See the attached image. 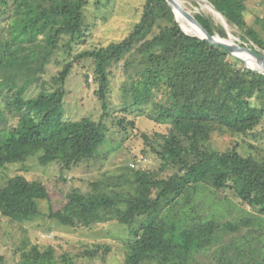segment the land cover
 Masks as SVG:
<instances>
[{
	"label": "trees",
	"instance_id": "trees-1",
	"mask_svg": "<svg viewBox=\"0 0 264 264\" xmlns=\"http://www.w3.org/2000/svg\"><path fill=\"white\" fill-rule=\"evenodd\" d=\"M184 1L186 10L198 7L195 0ZM204 1L240 32L231 30L233 36L264 52V20L245 18L247 0ZM87 4L0 0V169L37 156L41 166L57 163L61 171L70 170L93 159L104 142L107 126L101 120H64L63 90L24 97L62 35L75 34V44L83 41ZM193 15L210 32L227 38L211 13ZM78 57L92 62L94 95L103 113L111 69L121 67L130 105L150 104L155 119L171 126L155 139L141 134L161 162L158 171L135 170L131 181H121L132 190L112 191V196L96 193L100 182L86 194L73 189L66 195L65 217H74L81 227L104 220L103 215L125 224L132 237L124 244V264H264V239H231L218 246L228 234L239 233L247 225L244 220L222 223V213L208 215L194 206L198 195L207 201L206 193L230 190L264 223V159L242 155L235 146L218 151L212 145L214 136H254L264 123V76L245 69L225 50L185 34L165 0H145L139 21L124 39ZM70 67H63L61 79ZM253 100L260 105H252ZM48 199L41 182L13 176L0 188V215L29 220L40 215L38 201ZM217 206L222 207L216 202L212 212ZM65 217L63 223L74 224ZM109 250L94 244L56 256L50 248L32 246L15 264H92Z\"/></svg>",
	"mask_w": 264,
	"mask_h": 264
},
{
	"label": "rangeland",
	"instance_id": "rangeland-1",
	"mask_svg": "<svg viewBox=\"0 0 264 264\" xmlns=\"http://www.w3.org/2000/svg\"><path fill=\"white\" fill-rule=\"evenodd\" d=\"M178 2L183 7L187 4L184 0ZM247 2L245 18L250 23L258 19L264 20V0ZM144 3L145 0H88L83 10L86 25L83 41L75 44V34L62 35L53 56L25 90L24 97L27 99L41 94L52 96L63 90L64 120L75 121L83 117L94 121L101 120L107 126V132L94 158L75 165L70 170L61 171L60 164L57 163L41 166L37 156L24 163L0 169V188L9 178L22 176L29 181L41 182L49 194L48 200L38 201L40 215L35 218L16 222L0 215V256L4 258L3 264H15L21 254L30 251L32 246H37L41 251L50 248L59 256L64 253L76 254L86 247H93L94 244L108 245L110 250L104 257L100 253L101 261L95 260L92 264H124V244L132 237L125 224L117 222L111 215H103L104 220L81 227L76 224L74 217H65L67 214L63 207L66 195L71 190L77 189L86 194L93 191L91 184L97 182H100V186L96 193L107 196H112V191H131L129 183H121L123 177L131 181L135 170L155 172L161 164L141 134L145 133L150 138L156 133L167 135L170 121H157L150 104L138 108L130 105V101L123 94L126 78L121 67L111 69L106 95L107 109L103 113L94 95L97 85L94 82L92 62L78 57L85 51L124 39L139 21ZM187 11L192 14L211 13L199 4L197 8ZM1 24L5 26V23ZM257 25L253 24L255 28ZM227 30L230 33L231 30L240 33L234 27L227 26ZM234 37L236 40L233 42L246 48L253 47L252 42H244L239 37ZM66 65L71 67L64 80L60 74ZM252 105L259 106L260 101L253 100ZM212 145L218 151L235 146L242 155L264 159V123L255 130L254 136H214ZM169 173L167 171L160 176L164 177ZM196 198L194 206L199 212H207L208 215H218L220 212L223 214L222 223L242 220L247 223L241 225L239 233L228 234L218 246L230 244L231 239L250 242L260 239L262 243L264 223L259 214L244 207L232 191L206 193L207 201L203 200L202 195ZM216 202L222 207L217 206L212 212ZM113 213L116 214L114 211ZM63 216L74 224L63 223L60 220ZM213 250L215 249L211 251Z\"/></svg>",
	"mask_w": 264,
	"mask_h": 264
},
{
	"label": "water",
	"instance_id": "water-1",
	"mask_svg": "<svg viewBox=\"0 0 264 264\" xmlns=\"http://www.w3.org/2000/svg\"><path fill=\"white\" fill-rule=\"evenodd\" d=\"M195 1L199 5L205 6L208 10H210L211 14H213L216 18L220 19L221 24L223 25L224 29L226 30L227 38H222L217 33L210 32L191 12L187 11L180 4V2H178V0H165L167 5L169 6L171 11L173 12L175 20L179 26H180V24L178 22V15L180 17H182L185 21H187V23H190L191 25H193L200 33V36L194 35V34H188V35L198 37L202 40H205L206 42H208L209 44H211L213 46H216V47H219V48L225 50L233 58H235L245 69L264 76V71L257 69L256 67H254V65L250 64L248 61H246L244 58H242L236 49H234L233 47H230L229 45L225 44L224 42L222 43V41H231V39L234 41L236 40V38L227 30L228 25L225 22L224 18L218 12H216L214 9H212L204 0H195ZM180 28H181V26H180ZM181 30L185 34H187L182 28H181ZM235 46L237 47V49H240V50L244 49V46H241L237 43ZM248 50L257 54V55L264 56V52L259 50L254 45H253V48H249Z\"/></svg>",
	"mask_w": 264,
	"mask_h": 264
},
{
	"label": "bare ground",
	"instance_id": "bare-ground-1",
	"mask_svg": "<svg viewBox=\"0 0 264 264\" xmlns=\"http://www.w3.org/2000/svg\"><path fill=\"white\" fill-rule=\"evenodd\" d=\"M202 7L205 8V6L202 5ZM178 22L181 26V28L187 33V34H194V35H198L200 36L199 31L190 23H187V21H185L182 17H180L178 15ZM225 43L227 45H229L230 47H233L234 49H236L238 51V53L240 54V56L242 58H244L246 61H248L250 64L254 65V67H256L257 69L264 71V56L261 55H257L251 51H249V48L244 47L243 50L237 49V47L235 46L236 43L233 42V40L231 39V41H222V43Z\"/></svg>",
	"mask_w": 264,
	"mask_h": 264
}]
</instances>
